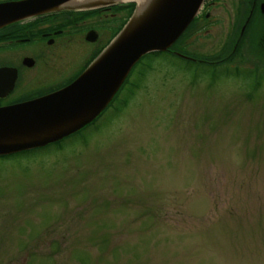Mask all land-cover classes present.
I'll return each mask as SVG.
<instances>
[{
	"label": "rangeland",
	"instance_id": "1",
	"mask_svg": "<svg viewBox=\"0 0 264 264\" xmlns=\"http://www.w3.org/2000/svg\"><path fill=\"white\" fill-rule=\"evenodd\" d=\"M246 1L218 0L178 42L201 62L146 54L84 143L0 158V264H264V59L252 23L231 51Z\"/></svg>",
	"mask_w": 264,
	"mask_h": 264
},
{
	"label": "water",
	"instance_id": "2",
	"mask_svg": "<svg viewBox=\"0 0 264 264\" xmlns=\"http://www.w3.org/2000/svg\"><path fill=\"white\" fill-rule=\"evenodd\" d=\"M72 1L76 0L0 2V30L39 15L91 11L125 2L91 0L73 4ZM134 2L135 10L129 21L72 83L39 98L1 105L0 157L61 141L93 122L110 105L134 65L147 53L169 50L197 17L205 0H145L141 9ZM247 24L241 27L240 37ZM92 33L87 34V40H94ZM16 79L15 68L0 66V96L14 89Z\"/></svg>",
	"mask_w": 264,
	"mask_h": 264
},
{
	"label": "flooded vegetation",
	"instance_id": "3",
	"mask_svg": "<svg viewBox=\"0 0 264 264\" xmlns=\"http://www.w3.org/2000/svg\"><path fill=\"white\" fill-rule=\"evenodd\" d=\"M217 1H208L198 17L208 18L207 11L217 7ZM246 2L244 8H246L247 15L243 24L245 25L247 22V26H249L252 23L249 26L250 30L256 29L255 34L259 35L256 37L255 49L257 53L262 54V59H264V0H247ZM124 19L127 20L124 10L118 11L112 7L91 10L85 14L83 12L60 11V13H50L22 24L19 23L18 27L23 33L0 42V56L3 58L2 62L0 61V66H11L17 71L14 89L4 97L0 96V106L37 98L68 86L106 44L102 41L103 33H109L112 37L114 29L120 27ZM109 30L111 31L109 32ZM89 33H92L93 41L86 39ZM10 35L16 36L13 32ZM236 43L237 39L231 48L232 52H235L237 48ZM239 50L240 48L237 51ZM82 55H88V57L76 69L73 68L72 72L68 73L72 63ZM30 81L36 82L38 88L35 91L28 95L11 96L18 90L19 85L23 84L24 86ZM108 107L93 122L70 137L77 136L79 141L84 143L86 137H84L83 131L86 128H92L94 132L97 131L99 128L96 125L97 121L102 118Z\"/></svg>",
	"mask_w": 264,
	"mask_h": 264
},
{
	"label": "trees",
	"instance_id": "4",
	"mask_svg": "<svg viewBox=\"0 0 264 264\" xmlns=\"http://www.w3.org/2000/svg\"><path fill=\"white\" fill-rule=\"evenodd\" d=\"M114 9H116V10H118V11H123L124 10V12H125V18H128L130 15H131V13L133 12V10L135 9L134 8V3H128V4H123V5H121V6H116V7H114ZM84 13V12H83ZM85 14V13H84ZM125 21H127L126 19H124L123 20V22L121 23V25H120V27H118L117 29H114L115 31L113 32V35L115 34V33H117V32H119L120 30V28H121V26L123 25V23L125 22ZM195 21H196V19L192 22V24L189 26V28L188 29H191L192 27H193V24L195 23ZM18 26H20V24L18 23V24H16V25H13V26H8L7 28H5L4 30H2V31H0V42L1 41H3V40H6V39H8V38H14V37H17V36H19V33H23V31H21V29L18 27ZM187 29V30H188ZM187 30H186V32H187ZM14 33V34H16V36H12V35H10L11 33ZM186 33H184L182 36H181V38H179L175 43H174V45L172 46V49H177V47H178V42L179 41H181L183 38H184V35H185ZM239 48H241V45L239 46ZM238 50V49H237ZM233 54V53H232ZM232 54H231V57H232ZM234 55V54H233ZM231 57L229 58V59H231ZM229 59H226V60H229ZM225 60V61H226ZM132 73H133V71H132ZM131 73V74H132ZM130 74V75H131ZM130 75H128V77L130 76ZM127 77V79H126V83H128V84H131V82H129V78ZM126 83H125V85H126ZM124 86V85H123ZM123 88V87H122ZM46 146V145H45ZM43 148V147H42ZM34 150V149H33ZM23 153V152H22ZM5 156H7V155H5ZM11 156V155H10ZM0 158H3V157H0Z\"/></svg>",
	"mask_w": 264,
	"mask_h": 264
},
{
	"label": "bare ground",
	"instance_id": "5",
	"mask_svg": "<svg viewBox=\"0 0 264 264\" xmlns=\"http://www.w3.org/2000/svg\"><path fill=\"white\" fill-rule=\"evenodd\" d=\"M80 1H84V2H91V0H76V1H72L71 3H73V4H75V3H78V2H80ZM95 1V0H94ZM121 2L122 1H125V2H127V1H133V0H120ZM134 1H136V3L138 4V7L140 8V7H142V5H143V3H144V1L145 0H134ZM141 9V8H140Z\"/></svg>",
	"mask_w": 264,
	"mask_h": 264
}]
</instances>
